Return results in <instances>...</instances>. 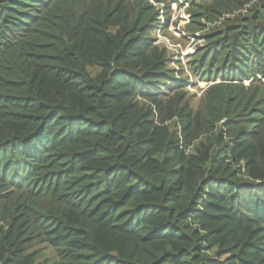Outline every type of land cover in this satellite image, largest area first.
Instances as JSON below:
<instances>
[{
  "label": "trees",
  "instance_id": "16d2710c",
  "mask_svg": "<svg viewBox=\"0 0 264 264\" xmlns=\"http://www.w3.org/2000/svg\"><path fill=\"white\" fill-rule=\"evenodd\" d=\"M180 1L196 108L148 0H0V264H264V0Z\"/></svg>",
  "mask_w": 264,
  "mask_h": 264
},
{
  "label": "rangeland",
  "instance_id": "374dc122",
  "mask_svg": "<svg viewBox=\"0 0 264 264\" xmlns=\"http://www.w3.org/2000/svg\"><path fill=\"white\" fill-rule=\"evenodd\" d=\"M148 1L156 10L159 11L158 19L160 23H164L166 19H168L167 28L161 32H156V44L167 49L173 58L174 65L181 64L185 75L190 78L189 82H193L187 86L186 91L189 96L193 97L190 103L196 108L198 107V100L201 93L209 86L208 84L210 83L205 81L199 82L191 74V71L188 70V65L196 51L205 47L206 37H208V34L213 31L212 27L217 24L210 25L202 21V23L206 25L205 29L203 31H198V27L191 25L187 5H180L177 1L171 2L168 14L163 16L160 15L164 9L163 5L158 4L153 0ZM228 17L232 16H225V18ZM189 26H191V32H187L186 30Z\"/></svg>",
  "mask_w": 264,
  "mask_h": 264
},
{
  "label": "built area",
  "instance_id": "2783aa9c",
  "mask_svg": "<svg viewBox=\"0 0 264 264\" xmlns=\"http://www.w3.org/2000/svg\"><path fill=\"white\" fill-rule=\"evenodd\" d=\"M179 1V3H181V1L180 0H178ZM186 5V4H185ZM163 24V23H162Z\"/></svg>",
  "mask_w": 264,
  "mask_h": 264
}]
</instances>
